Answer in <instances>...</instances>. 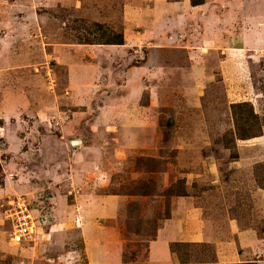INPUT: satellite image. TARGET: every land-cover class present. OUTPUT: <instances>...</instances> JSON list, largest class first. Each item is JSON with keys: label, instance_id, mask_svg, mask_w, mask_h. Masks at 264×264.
<instances>
[{"label": "rangeland", "instance_id": "rangeland-1", "mask_svg": "<svg viewBox=\"0 0 264 264\" xmlns=\"http://www.w3.org/2000/svg\"><path fill=\"white\" fill-rule=\"evenodd\" d=\"M232 1L0 0V264H147L165 214L176 264H264V0Z\"/></svg>", "mask_w": 264, "mask_h": 264}, {"label": "crops", "instance_id": "crops-1", "mask_svg": "<svg viewBox=\"0 0 264 264\" xmlns=\"http://www.w3.org/2000/svg\"><path fill=\"white\" fill-rule=\"evenodd\" d=\"M184 3H187L188 0H184ZM232 0H229V2ZM244 2L245 0H239V1H232V6L237 8L238 2ZM252 5H256V0H249ZM172 5V4H171ZM194 8H204L206 6L205 0L203 4L197 5V6H191ZM238 14V10H237ZM235 15V14H234ZM237 17V15H236ZM257 17L248 16V20L250 22L255 21ZM263 25V24H262ZM107 200V199H105ZM102 212V216H107L109 214V211L106 208L100 209L97 211V214L100 215ZM172 220L168 219L163 222V226L157 231L155 239L149 242L148 244V251H147V264H176L174 261V254L171 253L170 245L176 242L177 234L178 233V225L174 224L171 225ZM176 232V233H175ZM119 259L115 260L114 263H118Z\"/></svg>", "mask_w": 264, "mask_h": 264}, {"label": "built area", "instance_id": "built-area-1", "mask_svg": "<svg viewBox=\"0 0 264 264\" xmlns=\"http://www.w3.org/2000/svg\"><path fill=\"white\" fill-rule=\"evenodd\" d=\"M8 204L9 209L7 210L6 219L10 222L11 242L19 243L25 240H31V236L35 235L36 232L38 233V229L37 231L34 229H36V221H40L38 220V215L33 217L34 211L37 210L30 208L25 200L17 199L9 201Z\"/></svg>", "mask_w": 264, "mask_h": 264}, {"label": "trees", "instance_id": "trees-1", "mask_svg": "<svg viewBox=\"0 0 264 264\" xmlns=\"http://www.w3.org/2000/svg\"><path fill=\"white\" fill-rule=\"evenodd\" d=\"M201 4H203V0H190L191 6H197V5H201ZM104 44L123 45V39H121L120 41L107 40ZM232 109H233V113L235 115H237V113H238L237 116H239L242 119L243 118H251V119H254V121H256L255 123H257L259 121V118L257 117L256 113L253 111L252 107L248 104H245V103L235 104V105H232ZM250 136H251L250 130H248V129L242 128L239 132V139L240 140L248 139ZM256 182H257L258 186H261V184L263 183V180L262 179L259 180L256 177ZM180 196H182V195H180ZM163 219L164 220L169 219L168 215L165 214ZM250 264H254V263H250Z\"/></svg>", "mask_w": 264, "mask_h": 264}]
</instances>
